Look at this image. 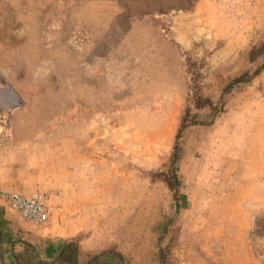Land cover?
<instances>
[{"label":"rangeland","instance_id":"1","mask_svg":"<svg viewBox=\"0 0 264 264\" xmlns=\"http://www.w3.org/2000/svg\"><path fill=\"white\" fill-rule=\"evenodd\" d=\"M104 10L110 13L99 18ZM263 40L264 0H0V192L25 196L32 188V172L10 173L31 161L19 157L9 167L10 135L36 146L57 138L66 150L78 137L83 152L98 156L101 200L68 208L70 215L125 222L144 194L143 213L133 219L141 238L152 224L155 260L120 264H264V240L257 238L264 234V185L253 191L249 184L243 197L262 226L247 248L237 228L235 238L212 240L221 230L208 216L232 208L242 220L246 214L225 205L232 191L223 197L224 186L215 188L222 180L201 167L208 130L218 122H243L244 115L264 135V70L224 92L232 79L252 74L246 54ZM94 134L98 142L90 144ZM174 156L176 186L168 173ZM4 231L0 264H14L11 243L25 239L5 225ZM210 242L228 252L200 248Z\"/></svg>","mask_w":264,"mask_h":264},{"label":"crops","instance_id":"2","mask_svg":"<svg viewBox=\"0 0 264 264\" xmlns=\"http://www.w3.org/2000/svg\"><path fill=\"white\" fill-rule=\"evenodd\" d=\"M109 13L108 10L100 11L99 18L108 16ZM79 33H76V41H79L77 46L81 45V34ZM170 111L171 107H169L168 112L170 113ZM169 116L171 118V114ZM239 117H243V122H218L208 130L207 143L209 150L203 157L201 167L208 172L209 177L212 178L216 175L218 181L222 180V183H217L219 185H216L215 188L224 186L223 197L230 195L225 193L226 188H228L227 192L232 191L230 196L233 200L225 205H229V207L236 206L246 214L245 220H242V215L240 214L241 217L239 218L238 214H233L232 208V210H227L229 213L223 215V217L220 215L208 216L207 219L209 218V220H212L211 222L218 224L217 230H221V233L216 236L217 238L212 237L211 239L226 240L235 238L236 234L234 233L238 230L242 233L240 237L245 241V247L247 248V237L255 217L252 214L255 211L250 209V207H253L250 204L248 205L243 197L246 196V190H249V184H252L253 191H257L264 185V135L258 131L259 125H256L258 128L254 129L251 122H245L247 120L244 115ZM122 136L118 135L117 138ZM25 138L17 141L16 136L10 135L9 137V167H14L13 165L16 164L19 157L31 160L28 162L29 164L26 162L25 166L20 164L18 171L10 173L15 175L21 172L22 175L27 176L32 172V177L27 178L31 181L32 188L25 196L29 197L36 193L44 194L47 198L50 216L43 227H37L21 221L17 215L7 211L1 204L4 212L1 213L2 209L0 208V249L2 248L0 253L2 256L6 247L5 225L11 233L18 234V236L23 235L24 245L29 246L36 259L37 257L40 258L43 261L40 262L44 264L53 262L58 257L64 244L70 243L77 248V264H83V259L88 255L95 254L98 256L104 251L108 252L109 249H113L116 255L123 258L124 262L130 257H134V259L137 257L138 261L144 263L147 259V263L152 262L150 259L155 260L156 239L154 234L151 233L152 224L145 226L148 227L146 240L139 235V228L135 229V224L138 225V222L133 219L134 213H137V216L143 213V207L145 206L144 194L134 201V205H131V208L136 207L137 210L128 211V219L125 222L120 219L111 223L112 225H108L104 219L92 220L88 216L81 217L80 212L78 216L75 214L70 215L71 211H68V208L93 207L95 203L101 200V197L98 196L100 188L96 182L97 166L100 165L98 164V156L92 151L83 152L78 137L73 138L72 148L68 147L69 150H66L64 146L65 141H59L57 138L45 140L44 144L40 146L32 145L34 141L25 140ZM92 138L89 137V143L96 144L98 142L96 134L92 135ZM41 142L38 141V143ZM27 143H31V145H27ZM115 158L120 160V166L116 167H123V157L115 156ZM108 160L110 159L107 158L103 163L108 164ZM115 173L119 175L117 168H115ZM24 178L26 179V177ZM243 185H245L244 192L238 193V189H242ZM213 202V199H210L208 207H212ZM249 212L251 215L248 214L247 218ZM235 228L237 230H234ZM141 229L144 232L145 228L141 227ZM228 230L230 232L234 230L232 235L228 234ZM135 231H137V235H132ZM20 245L23 244L17 243L15 246L11 243L10 246L9 253L13 257L14 264H18L15 256L17 253L16 247ZM200 248L204 249L205 252L217 255H222L228 252L229 249L219 242L216 244L213 242H210V244L200 243ZM84 264H88V262Z\"/></svg>","mask_w":264,"mask_h":264},{"label":"trees","instance_id":"3","mask_svg":"<svg viewBox=\"0 0 264 264\" xmlns=\"http://www.w3.org/2000/svg\"><path fill=\"white\" fill-rule=\"evenodd\" d=\"M246 60L248 65L254 67V71L252 72V74H249V72L246 71L240 74L238 77L232 79L224 88L225 93H230L231 91L236 89L240 84L249 83L252 79L257 77L264 70V40L259 42L257 45L251 47V49L246 54ZM187 118L188 114L186 112L181 121V128H184L186 126L185 121ZM191 125L194 126L195 124L192 123ZM175 159L176 158L174 156L172 166L168 171L174 186L177 185V178L175 174V169L173 167ZM260 227H262L261 222H259L255 216L250 231L248 233L247 240L250 238V235ZM257 238L263 239L264 234L257 235ZM23 248V251L17 253L15 256L18 264H44L36 259V256L34 255L33 251L30 249L29 246L23 245ZM76 256L77 248L71 243L64 244L58 257L53 262L46 264H77ZM159 258L161 259L160 255ZM122 260L123 258L121 256H118L111 252H105L99 256L91 257L88 261V264H109L112 261H116V264H120Z\"/></svg>","mask_w":264,"mask_h":264},{"label":"built area","instance_id":"4","mask_svg":"<svg viewBox=\"0 0 264 264\" xmlns=\"http://www.w3.org/2000/svg\"><path fill=\"white\" fill-rule=\"evenodd\" d=\"M0 201L4 208L17 215V217L26 223L35 226H41L48 222L50 209L47 204V198L42 193H36L25 197L7 192H0Z\"/></svg>","mask_w":264,"mask_h":264},{"label":"water","instance_id":"5","mask_svg":"<svg viewBox=\"0 0 264 264\" xmlns=\"http://www.w3.org/2000/svg\"><path fill=\"white\" fill-rule=\"evenodd\" d=\"M37 259H38L39 261H41L40 258L37 257ZM41 262H43V261H41Z\"/></svg>","mask_w":264,"mask_h":264}]
</instances>
